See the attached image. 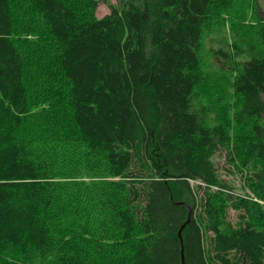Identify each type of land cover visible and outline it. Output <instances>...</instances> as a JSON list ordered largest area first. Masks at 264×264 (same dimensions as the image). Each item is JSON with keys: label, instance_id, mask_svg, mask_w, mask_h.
<instances>
[{"label": "trees", "instance_id": "1", "mask_svg": "<svg viewBox=\"0 0 264 264\" xmlns=\"http://www.w3.org/2000/svg\"><path fill=\"white\" fill-rule=\"evenodd\" d=\"M96 7L0 0V264H264L257 0Z\"/></svg>", "mask_w": 264, "mask_h": 264}, {"label": "rangeland", "instance_id": "2", "mask_svg": "<svg viewBox=\"0 0 264 264\" xmlns=\"http://www.w3.org/2000/svg\"><path fill=\"white\" fill-rule=\"evenodd\" d=\"M97 4L96 10H95V16L96 17H103L104 15L109 13V7L108 4L109 2L111 4L117 5V3L120 0H94ZM257 6H258V10H259V14L260 16L264 17V0H257ZM23 26H25V23H23ZM218 27L217 24H213L211 26V31L216 30ZM18 34L22 37L25 38L27 40L30 41H36L38 40L37 36L30 32V31H20L18 30ZM206 59H208V56L205 57ZM44 62V60H42V63ZM215 68L210 65V64H206L203 66V74L205 75V77L207 78V76H209L208 74H215L213 72H211L212 70H214ZM217 76H220L218 74H215ZM223 98L226 97V95L222 96ZM195 101H196V97H195ZM203 104V103H201ZM211 110V109H209ZM214 117V113L211 115V118ZM37 131V129H35ZM34 131V130H32ZM242 130H238V133H241ZM235 134V131L233 128L230 129L229 131V135L232 137ZM75 139V137H74ZM71 141H73V137H70L68 140V143H70ZM75 146H77L78 150H86L85 145L83 144V142H79L75 139ZM214 162L216 163V167L218 169V173L221 179H223L225 182H227L228 184H232L233 185V190L230 191V195L232 197H236V196H244L246 195V192L242 189V184H241V180L239 179L238 176H234L231 173L229 174L226 170H224V167H227L225 162H224V157L222 156H218L216 155L214 157ZM224 168V169H223ZM192 186H193V182H191ZM195 188V187H194ZM198 195V198L202 197L201 196V192ZM196 213L200 214L201 213V207L197 205L196 208ZM226 214H227V219L231 222L234 223L237 220V212H235L231 206H228V208L226 209Z\"/></svg>", "mask_w": 264, "mask_h": 264}, {"label": "water", "instance_id": "3", "mask_svg": "<svg viewBox=\"0 0 264 264\" xmlns=\"http://www.w3.org/2000/svg\"><path fill=\"white\" fill-rule=\"evenodd\" d=\"M187 210H188L187 220L181 226V228L178 231V236L180 238V243H181V264H185V260H184V255H183V241H182V238L180 236L181 235L180 233H181L182 229L184 228V226L190 222V220H191V212H192L191 209L188 206H187Z\"/></svg>", "mask_w": 264, "mask_h": 264}]
</instances>
